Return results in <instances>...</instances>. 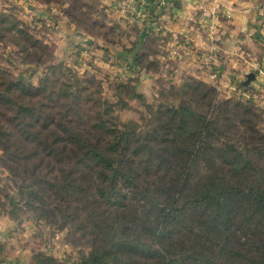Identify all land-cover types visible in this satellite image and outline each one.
<instances>
[{
  "label": "trees",
  "instance_id": "trees-1",
  "mask_svg": "<svg viewBox=\"0 0 264 264\" xmlns=\"http://www.w3.org/2000/svg\"><path fill=\"white\" fill-rule=\"evenodd\" d=\"M9 30L26 39L27 48L46 49L28 29L13 23ZM150 32L137 31L142 48L151 39ZM123 48L127 52L133 49L126 44ZM148 56L145 49L136 54L139 62ZM45 90L13 79L0 67V116L10 125V129L0 127V145L9 159L24 161L23 167L46 169L43 176L34 173L33 182L20 187L21 195L29 201L19 207H33L50 218L58 214L62 227L75 220L87 224L82 238L88 240L90 249L73 264H264V172L255 170L257 175L249 182L244 171L256 169L253 158L264 163V139L253 136L251 143L230 144L213 153L210 141L220 133L213 97L206 113L188 104L171 106L163 112L167 116L160 127L163 133L142 138L144 147L133 152L144 153L140 160L144 171L152 163L161 168L160 174L150 179L137 174L131 163H124V147L136 133L110 129V138L99 141L93 131L100 133L104 121L82 120L87 111L74 110L68 103H60L62 110L55 111L56 115L66 117L68 111H74L76 121L59 118L63 123L48 122L46 115L52 108L24 98ZM71 96L69 91L57 94L58 99ZM44 107H49L48 113ZM50 123L55 127L50 130L52 139L41 131ZM158 127L153 125L149 133H160ZM252 151H256L254 157ZM66 159L98 168L99 193L111 208L108 215L106 211L85 213L75 205L78 186L66 187L57 181L58 165L62 162L63 166ZM163 166L171 174H166ZM118 182L127 193L115 188ZM107 188L113 190L111 200L107 190L102 191ZM49 200L53 206L48 213L44 208ZM44 259L45 264H52V259Z\"/></svg>",
  "mask_w": 264,
  "mask_h": 264
},
{
  "label": "rangeland",
  "instance_id": "rangeland-1",
  "mask_svg": "<svg viewBox=\"0 0 264 264\" xmlns=\"http://www.w3.org/2000/svg\"><path fill=\"white\" fill-rule=\"evenodd\" d=\"M100 4L101 0H0V67L6 69L13 79L34 87H45L44 92L24 98H32L50 106L52 112H49V107H44L45 112L50 113L46 115L48 122L58 121L59 118L64 122L70 121L69 118L76 121L74 111H68L69 116L66 117L56 115L55 111L62 110L60 103H68L74 110L80 108L87 111L82 120L104 121L100 133L93 131V136L99 141L110 138V129L136 133L124 147V163L128 166L131 163L137 174L141 172L150 179H155L161 168L152 163L145 172V165L140 161L144 153L135 154L133 151L144 147L142 138L146 134L163 133L160 127L167 117L163 112L171 109V106L188 104L195 111L206 113L213 97L211 103L218 107V112L214 114L215 123L220 130L216 138L210 141L213 153L230 144L243 146L251 143L253 136L264 139V62L260 60L264 57L262 44L257 46L258 50L252 51V54H262L253 59L255 65H249L251 58L248 57L240 66L234 63L230 68L234 72L230 75L231 79H228L229 74L213 77L208 67L201 62L198 68L190 71L182 68L179 76H175L173 72L168 74V68L160 70L154 61L160 47L158 39L152 37L150 32L151 39L147 45L137 50L145 49L149 56L139 62L135 54L131 63L133 66L129 64L123 67L125 64L107 50L120 48V35L135 37L138 30L130 29L126 33L118 24L107 22V8ZM13 23L24 30L28 29L33 39L46 45V49L40 52L27 48L26 39L9 30ZM73 32L91 39V44H82L79 41L83 38H75ZM256 41L259 42V39L255 38ZM132 42L130 46L134 49L136 46ZM178 48L181 49L177 47V51ZM189 50L193 52L194 47H189ZM185 55L181 53L178 58L187 59L189 51ZM140 65H146V68ZM250 73L255 76L247 83ZM67 91L71 92V97L57 98L58 93L67 95ZM155 124L159 126L160 133H149ZM3 125L10 129L5 118L0 116V127ZM54 128L50 123L43 126L41 131L52 139L54 134L50 130ZM153 150L157 151L156 148ZM254 155L256 151L251 152V156ZM253 160L258 164L256 169L244 170L249 175V182L257 175L255 170L263 169L264 172V163ZM24 163L9 159L0 145V264H45L44 257L52 259V264H73L76 258L90 249L88 240L82 238L87 224L80 225L75 220L62 227L59 225L62 219L58 214L57 218H50L33 207H19L29 201L21 195L20 187L30 185L35 175L43 176L46 173V169L41 170L37 166L35 170L23 167ZM61 163L58 165V170L60 167L61 170L57 181L66 187L78 186L75 205L84 209L85 213L92 211L93 215H99L106 211L108 215L111 208L99 193L102 184L98 168L71 159H66L63 166ZM165 172L171 174L168 168H165ZM47 176L49 179L52 177ZM121 186L122 183L118 182L115 188L127 193L128 190ZM103 190H107L111 200L113 190ZM117 199L113 198V201ZM34 205L37 206V203ZM52 206L49 200L44 209L51 210Z\"/></svg>",
  "mask_w": 264,
  "mask_h": 264
},
{
  "label": "crops",
  "instance_id": "crops-1",
  "mask_svg": "<svg viewBox=\"0 0 264 264\" xmlns=\"http://www.w3.org/2000/svg\"><path fill=\"white\" fill-rule=\"evenodd\" d=\"M158 3V0H101L100 5L107 8V22L118 24L126 33L130 29L151 31L159 42L154 61L160 70L168 68V74L179 76L182 68L186 71L198 68L203 57L210 54L214 65L208 72L219 76L229 74L231 79L234 72L230 68L234 63L240 66L248 57L249 65L253 66V59L262 56L252 51L258 50L259 44L264 46V0H169L163 8ZM157 27L163 28V33ZM128 35L119 37L120 48L107 50L125 64L123 67L132 65L142 46L137 34ZM255 38L259 42H254ZM187 39L194 47V54L190 51L189 59L182 60L174 52ZM132 41L136 47L127 52L123 45L130 46ZM260 60L264 62V57Z\"/></svg>",
  "mask_w": 264,
  "mask_h": 264
},
{
  "label": "built area",
  "instance_id": "built-area-1",
  "mask_svg": "<svg viewBox=\"0 0 264 264\" xmlns=\"http://www.w3.org/2000/svg\"><path fill=\"white\" fill-rule=\"evenodd\" d=\"M168 1L169 0H158V6L159 7H165L166 5H167V3H168ZM158 6H157V8H158ZM156 30L161 34V33H163V28H160V27H157L156 28ZM189 47H191V44H190V40L189 39H187L186 41H185V43L183 44V46L181 47V49H179L178 51L176 50L175 52H174V54L178 57L181 53H187V51H189L190 52V50H189ZM183 55V54H182ZM212 56L209 54V55H207V56H204L203 57V59H202V63H203V65L204 66H206V67H208V69L210 70V69H212L211 68V65H212ZM211 75L214 77V76H216V73H214V72H211Z\"/></svg>",
  "mask_w": 264,
  "mask_h": 264
},
{
  "label": "water",
  "instance_id": "water-1",
  "mask_svg": "<svg viewBox=\"0 0 264 264\" xmlns=\"http://www.w3.org/2000/svg\"><path fill=\"white\" fill-rule=\"evenodd\" d=\"M72 35H75L74 36L75 38H80V37L83 38V40L79 41L82 44H85V45L89 46L91 44V42H92L91 39L84 38V35L79 33V32H73ZM254 76L255 75L253 73L248 74L246 82L249 83V81H251L254 78Z\"/></svg>",
  "mask_w": 264,
  "mask_h": 264
}]
</instances>
